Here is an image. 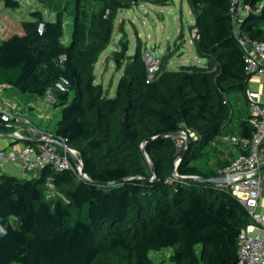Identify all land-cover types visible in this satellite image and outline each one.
I'll use <instances>...</instances> for the list:
<instances>
[{"label":"trees","instance_id":"obj_1","mask_svg":"<svg viewBox=\"0 0 264 264\" xmlns=\"http://www.w3.org/2000/svg\"><path fill=\"white\" fill-rule=\"evenodd\" d=\"M97 1V10L88 11L87 0H42L54 19L32 9L21 33L0 41V87L53 96L61 109L51 135L77 152L83 172L46 166L34 176H0V264H164L149 257L164 247L172 249L171 264H236L249 215L226 187L185 177L219 175L235 158L230 152L215 165L219 139L252 135L250 113H237L236 125L229 124V94L246 97L252 75L244 69L243 40L264 41V0H241L248 8L236 24L232 0H187L193 45L205 62L163 68L152 80L140 42L125 55L120 41L112 57L117 69L125 65L113 96L95 81L94 65L118 12L145 0ZM69 14L70 38L63 43ZM61 76L69 81L66 91L54 88ZM6 123L0 119V134ZM180 130L188 142L171 134Z\"/></svg>","mask_w":264,"mask_h":264},{"label":"rangeland","instance_id":"obj_2","mask_svg":"<svg viewBox=\"0 0 264 264\" xmlns=\"http://www.w3.org/2000/svg\"><path fill=\"white\" fill-rule=\"evenodd\" d=\"M19 7L8 8L0 0V41L3 37L12 33H21V22L31 18L30 10L39 8L43 10L48 19H54L55 12L51 6L44 5L42 0H18ZM126 1V0H122ZM68 1H63V6ZM88 11H96L99 7L97 0H87L85 3ZM72 8V6H71ZM48 9V10H47ZM71 18L69 14L64 21L63 43H67L71 33ZM194 13L187 0H170L166 5L159 6L150 1H143L130 9L120 10L114 21V32L109 45L103 50L94 65L95 81L113 96L119 77L123 73L124 65L117 69L113 61L112 53L120 51V41L126 42L127 52L125 55L134 53L137 42H140L142 55L147 64L157 66L158 71L163 68L174 69L180 65H201L204 59L200 58L195 51L192 37ZM14 94L0 90V100L15 104L21 109L19 117L32 120L39 128L48 134H53L56 123L60 117V106L46 102L45 98L34 104L35 110L26 111L25 100L17 89L11 88ZM242 94L230 93L229 98L234 110V118L229 124L236 125V109L239 108L249 113L246 99L241 98ZM33 111V112H32ZM238 112V113H239ZM14 122V123H13ZM16 127L24 126L22 121H10ZM191 137H196L194 131L189 130ZM180 139V136H178ZM180 143V142H178ZM217 153L211 158L218 165L219 162L228 158L234 147L227 138L219 139ZM8 151V150H7ZM172 249L164 247L159 250H150L149 257L156 262L163 261L164 264H171L169 255ZM12 264H19L14 262Z\"/></svg>","mask_w":264,"mask_h":264},{"label":"built area","instance_id":"obj_3","mask_svg":"<svg viewBox=\"0 0 264 264\" xmlns=\"http://www.w3.org/2000/svg\"><path fill=\"white\" fill-rule=\"evenodd\" d=\"M248 7L241 5V0H232L230 11L235 24L238 17ZM42 29V24L38 27ZM196 36V30H192V37ZM245 51V72L252 76L264 74V41L243 40ZM146 62V61H145ZM146 77L152 80L158 72L154 64L146 63ZM69 85L67 78L61 76L54 84L59 91H66ZM246 103L251 114L250 122L253 130L248 139L241 135L226 137L232 144L241 148L234 159L228 165L219 170V175H228L229 181L220 184L236 197L243 205L251 219V223L243 228L238 238L236 264H264V216L258 211V199L261 194V167L264 164V94L258 91H246ZM226 102V98L224 99ZM0 119L4 122L19 121L14 108L0 100ZM51 134L42 135L34 144H23L20 147L5 152L0 147V176L4 166L13 165L20 171V176L29 177L46 167L51 166L56 170L72 169L81 173V166L73 163L72 156H78L72 148L59 150L51 140ZM15 139L22 136L15 132ZM184 136H180L182 143ZM65 143V139L60 138Z\"/></svg>","mask_w":264,"mask_h":264},{"label":"crops","instance_id":"obj_4","mask_svg":"<svg viewBox=\"0 0 264 264\" xmlns=\"http://www.w3.org/2000/svg\"><path fill=\"white\" fill-rule=\"evenodd\" d=\"M0 89H1V91L6 90L7 92L10 93V95L14 94L13 91H9V89H11V88L7 85L1 86ZM253 90L258 91L261 94H264V74L260 75V76H252L251 77V79L249 80L246 91H253ZM22 96L24 99H26L24 110H26L28 112L31 110H35L34 104L39 102V101H42V99H44V98H45L46 102H50V103L54 104V98L51 94H46V96H44V97H33L31 95H28V96L22 95ZM9 105L12 106L14 108L15 113L17 115H19L18 112H20L21 109L19 107H17L15 104H9ZM239 108L240 107H238L236 109V113L239 112ZM240 113H244L243 110H240ZM18 120L22 121L25 125L21 126V127H16L14 125L9 124L10 122H7L6 123L7 129L5 130V132L3 134H0V147H2L5 150V152H11L12 150L23 145L24 144L23 139H29V140L37 142L41 139L42 135L48 134L47 132H45V130L37 127L32 122V120L23 119L22 117H19ZM15 132L19 133L22 137L15 139L13 137ZM224 138L225 137L223 136L221 139H224ZM237 154H238V148L237 147L233 148L231 150V157L234 158V157H236ZM263 167H264V164H263ZM261 173H262V178H261V183H260L261 194H260V197L258 199V211H259V213H261L264 216V168L261 169ZM3 174H13V175H17V176L21 175L19 169L14 167L13 165H10V164H7L4 166Z\"/></svg>","mask_w":264,"mask_h":264},{"label":"water","instance_id":"obj_5","mask_svg":"<svg viewBox=\"0 0 264 264\" xmlns=\"http://www.w3.org/2000/svg\"><path fill=\"white\" fill-rule=\"evenodd\" d=\"M171 134H174V135H177V136H184L185 140L187 142L189 141V137H188L187 133L185 131H183V130H180V131H177V132H174V133H171ZM51 140L56 145H58L61 148H64V147L65 148H70V147H68L66 145V143L61 142L59 139L55 138L54 136H51ZM184 152H185V150L180 153L179 157H182ZM72 159H73L75 164L80 165V166L82 165L81 160L79 159L78 156H72ZM177 163H178V159H176V163H175V166L173 168V173L174 174L176 173ZM149 166H150V169H151V172H152V180H154L156 178V172H155V168H154L152 162H149ZM263 168L264 167L262 166L261 169H263ZM81 173H83L82 172V168H81ZM185 179L196 181V182H206V183H213V184H225V183H227L229 181V176L228 175H215V176H211V177L188 176V177H185Z\"/></svg>","mask_w":264,"mask_h":264}]
</instances>
